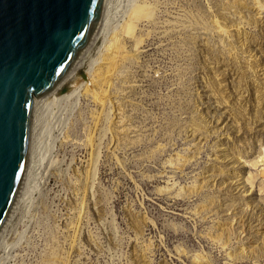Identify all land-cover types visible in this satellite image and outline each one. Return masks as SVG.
Listing matches in <instances>:
<instances>
[{
    "label": "rangeland",
    "instance_id": "obj_1",
    "mask_svg": "<svg viewBox=\"0 0 264 264\" xmlns=\"http://www.w3.org/2000/svg\"><path fill=\"white\" fill-rule=\"evenodd\" d=\"M92 40L0 264H264V0H103Z\"/></svg>",
    "mask_w": 264,
    "mask_h": 264
},
{
    "label": "water",
    "instance_id": "obj_2",
    "mask_svg": "<svg viewBox=\"0 0 264 264\" xmlns=\"http://www.w3.org/2000/svg\"><path fill=\"white\" fill-rule=\"evenodd\" d=\"M102 1L0 0V237L26 176L33 97L65 80L95 33Z\"/></svg>",
    "mask_w": 264,
    "mask_h": 264
},
{
    "label": "bare ground",
    "instance_id": "obj_3",
    "mask_svg": "<svg viewBox=\"0 0 264 264\" xmlns=\"http://www.w3.org/2000/svg\"><path fill=\"white\" fill-rule=\"evenodd\" d=\"M103 6H104V4H103ZM98 25V24H97ZM96 28H97V26H96ZM95 32H96V30H95ZM95 34V33H94ZM93 37H94V35H93ZM93 37L90 39V41L87 43V45H86V47L84 48V50L85 49H87V47L90 45V43H91V41H93L92 39H93ZM95 39V38H94ZM94 44V43H93ZM89 49V48H88ZM83 50V51H84ZM82 51V52H83ZM82 52H81V54H82ZM78 61V60H77ZM76 61V62H77ZM70 78V77H69ZM76 78V77H75ZM73 80H75V79H73V77L71 78V80H68V78H66L63 82H62V84H60V85H57V87H58V89L56 90V92H55V94H57V93H59L60 91H62L65 87H66V85L68 84H70L71 85V83H73L72 81ZM67 85V86H68ZM55 89V88H54ZM54 91V90H53ZM53 91L52 92H50V93H53ZM17 206V205H16Z\"/></svg>",
    "mask_w": 264,
    "mask_h": 264
}]
</instances>
